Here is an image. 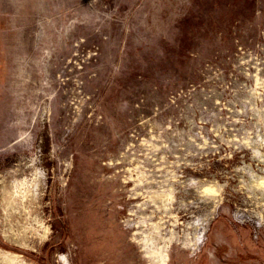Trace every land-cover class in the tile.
I'll list each match as a JSON object with an SVG mask.
<instances>
[{
  "label": "rangeland",
  "instance_id": "rangeland-1",
  "mask_svg": "<svg viewBox=\"0 0 264 264\" xmlns=\"http://www.w3.org/2000/svg\"><path fill=\"white\" fill-rule=\"evenodd\" d=\"M0 250L264 264V0H0Z\"/></svg>",
  "mask_w": 264,
  "mask_h": 264
},
{
  "label": "bare ground",
  "instance_id": "bare-ground-1",
  "mask_svg": "<svg viewBox=\"0 0 264 264\" xmlns=\"http://www.w3.org/2000/svg\"><path fill=\"white\" fill-rule=\"evenodd\" d=\"M24 182H22V184H23ZM18 236V235H17ZM15 240H16V238H15ZM15 243V242H14ZM18 243H19V241H18ZM0 255H2L4 258H7L6 257V254L5 253H3V252H1V250H0ZM14 255V254H13ZM16 256V255H15ZM1 258V257H0ZM7 259H9V258H7ZM13 259V258H12ZM14 260V259H13Z\"/></svg>",
  "mask_w": 264,
  "mask_h": 264
}]
</instances>
